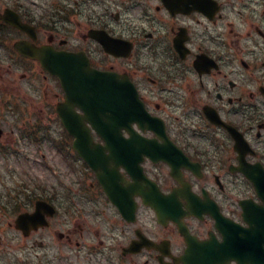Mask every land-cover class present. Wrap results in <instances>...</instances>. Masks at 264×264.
<instances>
[{"label": "flooded vegetation", "instance_id": "flooded-vegetation-1", "mask_svg": "<svg viewBox=\"0 0 264 264\" xmlns=\"http://www.w3.org/2000/svg\"><path fill=\"white\" fill-rule=\"evenodd\" d=\"M13 13L30 31L6 20ZM18 41L82 53L131 80L146 114L164 126L154 132L144 121L146 142L134 146L133 161L143 158L153 183L137 179V190L107 193L82 164L88 186H28L23 149L41 132L27 113L29 81L41 73V111L64 91ZM10 110L17 119L0 116V155L10 161L0 172V264H212L191 246L221 242L227 227L235 255L224 264H264V191L244 173L264 187V0H0V111ZM148 186L175 195L191 238L174 219L158 221Z\"/></svg>", "mask_w": 264, "mask_h": 264}, {"label": "water", "instance_id": "water-1", "mask_svg": "<svg viewBox=\"0 0 264 264\" xmlns=\"http://www.w3.org/2000/svg\"><path fill=\"white\" fill-rule=\"evenodd\" d=\"M18 48L22 52L41 60V49L38 50V53L28 50L31 48L24 45H19ZM55 56L56 63L52 61V64H57L58 68H51V71L59 75L66 93V102L58 108V112L70 133L75 135L76 138L78 137L73 143L74 148L95 170L103 186H113L117 182V177L113 178L112 172L115 175L117 174V164L111 167L107 163H103L104 148L99 145L91 147L90 137L88 140L81 138L90 135L84 120L90 122L95 131L102 136L119 135L122 127L129 129L132 121H138L136 93L130 84L126 85L125 91L118 93L117 90H111L112 83L92 82V80L99 79L109 81L115 79L112 74L101 73L88 68L86 61L81 59L79 55L57 53ZM42 63L50 69L47 60L42 59ZM75 78L77 79L76 82H71ZM120 95L122 98H120ZM74 106H79L84 114H75L73 111ZM107 144V148L111 151V158L119 160L120 156L117 155L113 145L119 146L120 141H109ZM127 169L133 178L140 176L137 164L134 169L133 166H127ZM227 241L230 242L228 236L225 237V243L220 245V248H228L230 245ZM201 246H205V244L202 243ZM217 246L218 244L211 243L207 247L212 248L214 253V248ZM226 252H222L220 255L223 256Z\"/></svg>", "mask_w": 264, "mask_h": 264}, {"label": "rangeland", "instance_id": "rangeland-1", "mask_svg": "<svg viewBox=\"0 0 264 264\" xmlns=\"http://www.w3.org/2000/svg\"><path fill=\"white\" fill-rule=\"evenodd\" d=\"M18 71L21 70L18 69ZM33 86H37V89H39V87L41 88V73H38L35 78L30 79L29 81L30 98L35 99L32 105L38 109L37 111H33L31 107L30 110L27 111V113H29V118L37 120L41 119V127L46 126V129L49 130L48 134L53 136L61 134L58 125L54 122L55 117H53L51 113H48V110H46L44 113H41V104H38L41 103V101L39 100L38 95L33 92ZM30 102H32V100H30ZM3 117H7L8 119L15 118V116L9 111L4 113ZM26 118H28V115H26ZM42 134L45 133L41 131V135ZM61 143L62 142L58 144ZM33 148L34 147L31 145L24 146L23 152L26 153H23L22 160L20 162V166L26 170V174L30 176L31 180L35 181V183L39 182L40 180L41 186H54L57 184V186H59L60 182H71L73 174L67 168L68 165L66 160L61 157L59 152H57L55 144L51 143L50 137L46 136L45 139L41 138V167L38 163L39 157L33 154V152H35ZM4 157L7 158L5 155ZM5 161L6 159L4 160L0 155L1 173L5 172L6 169H9L10 161L8 163ZM11 162H14V167L18 166L19 164V161H14L13 159H11ZM2 174L5 176L4 173Z\"/></svg>", "mask_w": 264, "mask_h": 264}]
</instances>
